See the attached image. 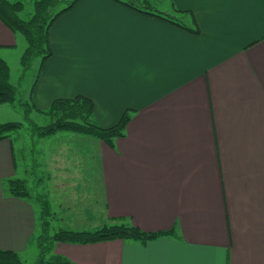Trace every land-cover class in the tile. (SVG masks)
Returning <instances> with one entry per match:
<instances>
[{
	"label": "crops",
	"instance_id": "1",
	"mask_svg": "<svg viewBox=\"0 0 264 264\" xmlns=\"http://www.w3.org/2000/svg\"><path fill=\"white\" fill-rule=\"evenodd\" d=\"M124 1L77 0L60 14L24 99L32 119L57 99L88 97L100 126L127 113L124 133L112 145L30 136L24 158L18 136L0 138V249L35 250L39 207L7 189L21 178L57 219L76 215L65 228L117 218L170 230L144 243L54 245L77 264H264V0H147L182 26ZM22 36L0 19L6 62ZM8 106L0 122L13 120Z\"/></svg>",
	"mask_w": 264,
	"mask_h": 264
},
{
	"label": "trees",
	"instance_id": "2",
	"mask_svg": "<svg viewBox=\"0 0 264 264\" xmlns=\"http://www.w3.org/2000/svg\"><path fill=\"white\" fill-rule=\"evenodd\" d=\"M76 1L32 0L33 12L29 18L24 19L20 16V12L24 8V1L0 0V19L12 31L22 34L26 41V46L20 56L22 71L19 76V82L16 85L10 81L7 62L0 57V103H11L18 99L24 119L30 126L31 137H44L59 131H68L91 135L112 145L114 138L124 133L125 125L129 119L127 113H124L115 124L103 127L94 120L93 101L85 96H76L57 99L51 103L48 109L41 110L40 112L50 116L51 120L46 124L40 125L29 117L33 105L20 98L21 80L26 72L30 70L33 59L40 57V61L43 63L51 55L49 30L53 21L60 14L69 10ZM123 3L142 13L172 21L182 26L172 16L159 11L147 0H125ZM21 126L22 122L16 120L0 122V138L9 136L11 131ZM7 189L11 195L32 198L39 207L40 231L36 237L38 250L36 264H42L44 256L54 248L57 242L93 243L104 240L127 239L144 243L150 239L170 233V230L144 231L133 224L119 221L117 218H112L113 221L93 230L58 227L53 232H50L52 211L46 196L33 192L27 181L21 178L8 179ZM49 259L56 264H77L55 252L51 253ZM0 264L23 263L16 251L0 249Z\"/></svg>",
	"mask_w": 264,
	"mask_h": 264
},
{
	"label": "rangeland",
	"instance_id": "3",
	"mask_svg": "<svg viewBox=\"0 0 264 264\" xmlns=\"http://www.w3.org/2000/svg\"><path fill=\"white\" fill-rule=\"evenodd\" d=\"M32 12H33L32 0L24 1V8L20 12V16L22 18H24V19H27V18H29L31 16ZM25 46H26V41L24 40V37H23V43H21L20 49L19 48L17 49V50H19L17 55L14 54L13 57H11L10 59L7 60V64H8V67H9V72L11 71V73H12L10 81L13 84H15V85L19 82V78H20L19 76H20V73L22 71L21 64H20V66L18 64V58H19V63H20V56L22 55ZM39 61H40V57H35L33 59L32 67H31L32 70H29V71H31L30 74L28 73L27 76L22 78V80H21V86H20V98H21V100H24L26 95H27L26 94L27 90H28L27 88H28L29 84H31L32 77L34 76V74L36 72V68H37V65H38ZM18 97H19V95H18ZM2 103H8V102H2ZM8 105H9L8 107H11L12 109H14L9 114V117L12 118L13 120L22 122V126L20 128H18V129H16V130L12 131L10 133V135H11V137L12 136H14V137L18 136L19 139H16V144H18V146H16V148H18V150H16L17 151L16 153H17L18 157L24 158V157H27V155L30 153L29 152V148H28L27 145L25 147L24 144H23L24 145L23 146L20 143H24V142L28 143V141H30L29 139H30V136H31V129H30V126H29L28 122H26V120L24 119L23 111H22V109L19 106L18 99H16L14 102L8 103ZM31 117H32V120L34 122H36L37 124H40V125L46 124V123L50 122V120H51L50 116L42 114V113L39 114V113H37L35 111L31 112ZM22 147L24 149H22ZM50 207H51V211H52L51 219H54L55 217H56L55 219H57V217L59 215L62 216V214H59V212H57V210H55L56 208L52 207L51 204H50ZM53 209H54V212H53ZM74 216H76V215H70L69 214V215L63 216L64 218L61 217V220L57 219V220H59V222H55V223H57L56 227H54L53 225L50 224V232H53L58 227H64V226L67 227V226L72 225L73 221L71 220V218L74 217ZM66 217H71V218H66ZM96 223H97V221H96ZM74 224H75V221H74ZM100 226H101L100 224L99 225L98 224L92 225V227H90V230L99 228ZM33 247L35 249L34 251H28L26 253H23L22 256H20V259H21L23 264H36V258H37V254H38V250H37V247H36V240L34 242ZM53 252L54 251L52 249V250H50V252H48L44 256V258L42 260L43 261L42 264H56L52 260L49 259L51 253H53Z\"/></svg>",
	"mask_w": 264,
	"mask_h": 264
}]
</instances>
